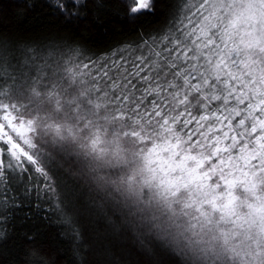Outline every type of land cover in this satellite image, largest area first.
<instances>
[{
	"label": "snow or ice",
	"instance_id": "snow-or-ice-1",
	"mask_svg": "<svg viewBox=\"0 0 264 264\" xmlns=\"http://www.w3.org/2000/svg\"><path fill=\"white\" fill-rule=\"evenodd\" d=\"M122 5L163 19L103 50L0 35V264H264V0ZM25 207L63 247L34 227L7 258Z\"/></svg>",
	"mask_w": 264,
	"mask_h": 264
},
{
	"label": "trees",
	"instance_id": "trees-1",
	"mask_svg": "<svg viewBox=\"0 0 264 264\" xmlns=\"http://www.w3.org/2000/svg\"><path fill=\"white\" fill-rule=\"evenodd\" d=\"M59 2L64 4L69 12L87 11V18L66 17L58 7L57 0H0V35L21 34L28 38L38 33H52L61 37L80 39L81 34L87 33L92 47L103 50L109 43L124 36H134L135 30L142 26L150 24L153 28L157 27L163 19V13L158 10L155 16L146 15L135 22H130L123 14L122 0H102L106 5L102 10V18L105 21L103 28L107 30L105 33L98 31L99 25L93 19L92 8L84 7V4L91 5L93 0H84V4L79 6L74 3V0H59ZM166 4L167 0H160L161 6ZM26 211H29L27 207L17 210V214L9 222L8 227L12 229V233L7 241L8 259H20L25 243L20 233L34 227H44L46 235L53 244L63 247L64 240L59 235L57 225L50 223L45 226V221L39 218V214L32 218H25L21 213ZM21 220H25V223H20ZM126 243L132 246L131 240Z\"/></svg>",
	"mask_w": 264,
	"mask_h": 264
}]
</instances>
